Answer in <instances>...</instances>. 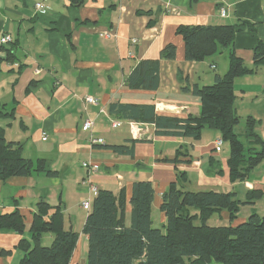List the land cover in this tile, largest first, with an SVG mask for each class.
I'll return each mask as SVG.
<instances>
[{"label":"crops","instance_id":"obj_1","mask_svg":"<svg viewBox=\"0 0 264 264\" xmlns=\"http://www.w3.org/2000/svg\"><path fill=\"white\" fill-rule=\"evenodd\" d=\"M37 3L43 4L42 10ZM240 22L246 23L236 34L234 48L252 71L235 79V106L240 116L255 119V129L264 140V62L254 59L255 46L264 42V0H0V38H12L0 43V127L7 140L21 142L24 157L34 162L44 159L47 168L57 171L55 176L34 171L0 179V214L18 209L26 225L23 234L0 227V264H19L24 251L18 244L23 237L31 238L29 228L40 200L62 204L65 226L79 232L70 264H87L88 236L83 226L89 212L82 202L93 201L95 192L84 183L83 162L98 165L91 176L97 189L126 190L127 224L133 183L149 180L155 188L154 224L163 227V194L180 171L186 173L184 187L189 190L235 191L242 200L249 190H259L261 196L242 204L233 224L244 222L253 211L264 214V160L245 181L232 182L229 144L224 142L216 151L215 140L221 137L217 130L205 127L197 140L157 135L153 123L109 112L111 103L118 102L154 104L162 115H199L200 98L192 88L211 84L216 74L226 73L228 53L222 50L202 61L186 60L177 28ZM169 43L177 46V54L175 59H161L158 89L126 86L137 63L160 58ZM224 52L228 60L223 59ZM207 69H214L213 78ZM88 95L97 104L87 103ZM87 118L95 123L91 132L83 127ZM111 120L123 123L113 127ZM130 122L142 129L136 134ZM92 136L97 142H92ZM131 139L139 140L133 145L134 156L103 146L130 145ZM179 148L187 155L176 163L168 161ZM211 221L228 224V212L213 215ZM53 238L45 233L42 243L49 245Z\"/></svg>","mask_w":264,"mask_h":264},{"label":"trees","instance_id":"obj_2","mask_svg":"<svg viewBox=\"0 0 264 264\" xmlns=\"http://www.w3.org/2000/svg\"><path fill=\"white\" fill-rule=\"evenodd\" d=\"M246 22L235 24L180 25L177 33L183 37L185 59L202 61L218 51L227 50L230 61L226 73L216 74L214 82L195 84L192 91L200 98L199 115L186 118L157 114L154 104L111 103L109 112L118 118L150 122L157 135L182 136L197 140L205 127L217 130L229 144L227 160L230 180L245 181L250 172L264 160V140L256 131L252 116L246 119L242 134L236 131L240 115L235 106L236 77L252 71L234 48L236 34ZM177 46L167 44L158 59H142L126 78V86L156 90L160 85L161 59H175ZM256 63L264 62V42L254 48ZM184 89H188L185 87ZM240 135H243L244 140ZM105 144L117 154L134 156V144ZM22 144L6 139L0 127V179L28 176L34 171H57L46 167L44 159L34 162L22 153ZM186 156L179 148L171 162ZM186 173L178 172L164 192L161 211L166 216L163 227L156 226L152 217L155 188L149 180L135 181L130 199V223H126L127 196L122 188L118 193L98 189L88 210L83 231L88 236L87 264H264V214L253 211L239 224H233L242 204L252 203L261 196L259 190H249L246 200L235 191L189 190L184 187ZM228 212V224H213L212 216ZM0 227L20 234L25 221L18 209L0 214ZM29 231L31 238H21L18 244L24 251L19 264H70L79 232L65 226L62 204L50 205L45 200L36 204ZM54 235L49 245L42 243L45 233Z\"/></svg>","mask_w":264,"mask_h":264},{"label":"built area","instance_id":"obj_3","mask_svg":"<svg viewBox=\"0 0 264 264\" xmlns=\"http://www.w3.org/2000/svg\"><path fill=\"white\" fill-rule=\"evenodd\" d=\"M36 7L37 9L39 10H42L43 9V4L42 3H37L36 4ZM220 12L222 15H225L227 10L222 7L220 9ZM12 38L10 35H4L0 38V43H8V42H11ZM133 43H136L137 42V39H133L132 40ZM212 67H215V65H212ZM85 101L87 103H91V104H97V101L96 99L93 97V96H86L85 97ZM103 111V110H101ZM123 123L122 120H111V124L113 127H119L121 126ZM95 123H94V120L91 119V118H87L85 121H84V124H83V127L85 130H88V131H92L93 130V127H94ZM130 127L131 129H135V132L137 134V132H139V130H141V126L138 124V123H135V122H130ZM135 134V133H133ZM47 138V134L45 133L44 134V137L43 139H46ZM91 140L93 143L97 142V139L94 138V136L91 137ZM224 145V140L222 137H219L215 140V149L216 151H220L222 149V146ZM86 170H87V176H86V179L84 180V183H87L90 187V190H92L93 192H95V194L97 193V188L96 186L91 182V176L96 173L98 170H99V167L98 165L96 164H93L92 162H83L82 164ZM82 206L89 210L92 206V199L91 198H87L85 199L83 202H82Z\"/></svg>","mask_w":264,"mask_h":264},{"label":"rangeland","instance_id":"obj_4","mask_svg":"<svg viewBox=\"0 0 264 264\" xmlns=\"http://www.w3.org/2000/svg\"><path fill=\"white\" fill-rule=\"evenodd\" d=\"M222 56H223V59H225V60H228L227 59V54H226V52H224L223 54H222ZM208 70V75H211V78H213V75H214V73H215V71H214V69H207ZM246 119H247V117H246V115H241L240 116V123L237 125V127H236V131L237 132H239L240 134H242L243 132H244V130H245V128H246ZM240 137H241V139L242 140H244V138H243V135H240ZM225 144V143H224ZM85 169V168H84ZM86 170V169H85ZM75 221H77V218L76 217H74L73 218ZM210 222H211V220H209ZM75 224V228H76V223H74ZM51 235V234H50ZM53 235V234H52Z\"/></svg>","mask_w":264,"mask_h":264}]
</instances>
